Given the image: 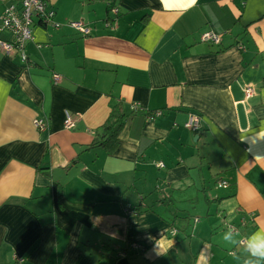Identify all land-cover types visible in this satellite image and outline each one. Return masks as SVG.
Wrapping results in <instances>:
<instances>
[{
    "label": "crops",
    "instance_id": "0c3cea01",
    "mask_svg": "<svg viewBox=\"0 0 264 264\" xmlns=\"http://www.w3.org/2000/svg\"><path fill=\"white\" fill-rule=\"evenodd\" d=\"M47 1L61 27L34 21L27 63L0 50V264H264L247 251L264 235V0ZM116 104L109 154L93 144ZM176 199L204 203L186 235L159 205Z\"/></svg>",
    "mask_w": 264,
    "mask_h": 264
},
{
    "label": "built area",
    "instance_id": "2783aa9c",
    "mask_svg": "<svg viewBox=\"0 0 264 264\" xmlns=\"http://www.w3.org/2000/svg\"><path fill=\"white\" fill-rule=\"evenodd\" d=\"M43 10L44 6L41 0H9V5L5 6L0 17V30H7L9 39L0 40V50H4L8 56L19 55L21 62L23 64L27 63L25 45L26 43L32 41L33 37L31 26L35 19L39 20L38 17H41ZM52 14L53 13L51 12V16ZM73 26H75L85 34L88 33V30L84 29L81 24L76 23L73 24ZM202 41L218 43L220 41V38L213 33H205L202 36ZM52 80L54 85H58L60 82V76L57 74H53ZM244 93L248 98L252 96L254 90L251 86H247L244 88ZM158 115H160L159 112L155 114V116ZM33 125L40 131H43L47 128L44 121L38 118L33 121ZM184 126L189 130L196 131L199 126L197 116L191 115ZM63 127L67 130H71L74 127L73 117L70 112H66L64 114ZM226 186L227 183L225 181L218 182V187L226 188ZM230 229L234 230L233 228Z\"/></svg>",
    "mask_w": 264,
    "mask_h": 264
},
{
    "label": "trees",
    "instance_id": "16d2710c",
    "mask_svg": "<svg viewBox=\"0 0 264 264\" xmlns=\"http://www.w3.org/2000/svg\"><path fill=\"white\" fill-rule=\"evenodd\" d=\"M41 2L43 4V6H44V10L42 12L41 17H38V19L40 21L37 20V19H35V20H37L40 25H43V26L51 25L54 29H59L61 27V24L55 22V11L53 10V8L50 7V4H49V2L47 0H41ZM7 5H9V0L5 1L4 6H7ZM109 11L111 13H113V8H109ZM51 12L53 13L52 16H51ZM2 13H3V11H2ZM34 21H33V23H34ZM76 23L81 24V26L84 27V25L81 22H70V23L67 24V26L71 27L72 29H74V30H76V31H78V32H80L81 34L84 35L85 34L84 32H82L81 30H79L78 28L73 26V24H76ZM4 32H7V30L4 31ZM205 33H213V32L208 31V32H205ZM205 33H203L201 35V38H200L201 42H204V41H202V36ZM213 34L219 36V38H220L221 37L220 35H222L223 33H219V34L213 33ZM6 39H9V34H8V37ZM204 43L210 44L212 42H204ZM220 43H221V39H220V41L218 43H212V44H214V46L215 45L219 46ZM224 50H226V48H221L219 50V52H222ZM27 61H28V56H27ZM263 85H264V80H263ZM126 111H127L126 108L122 104H116V105H114L112 107L111 112L109 114V117L107 118L106 122L102 126V130H103L102 140L94 143L93 147L103 148L109 154H112L114 152V150L118 146L119 134H120L121 130L124 128V126H125V118H126V114H127ZM158 112L159 111L154 112V116ZM146 115L147 114H145L144 117H146ZM217 182H219V179L217 180ZM217 186H218V183H217ZM228 187H229V184L227 183L226 188H228ZM218 188H220V187H218ZM226 188H222V189H226ZM134 249H136V247H134ZM98 254H99V251H98ZM17 260L18 261H22V258L17 256Z\"/></svg>",
    "mask_w": 264,
    "mask_h": 264
},
{
    "label": "rangeland",
    "instance_id": "374dc122",
    "mask_svg": "<svg viewBox=\"0 0 264 264\" xmlns=\"http://www.w3.org/2000/svg\"><path fill=\"white\" fill-rule=\"evenodd\" d=\"M5 1H7V0H5ZM230 29H232L231 31L233 33H236L237 31H239L238 29H240V26L233 27L231 25ZM207 31H209V30H202V31L196 33L194 35V38L200 40L201 35ZM1 32H4V31H1ZM220 36H221V39L225 43H227L230 40H233L232 35H229V34L223 35V36L220 35ZM191 39L193 40V38H191ZM0 40H6V39H0ZM1 51H4V50L1 49ZM4 54L7 55L6 52ZM216 178H220V176H217ZM217 183L218 182H216L215 180H213V179L211 180V186L213 188V191L214 190L217 191V189H219L217 186ZM165 189H167V187H165ZM223 190L224 189H219V191L222 193H223ZM195 193L196 192L191 187L183 195H180L177 199H181L182 196H184V198H186L187 195H193L195 197ZM199 194H201V192H199ZM175 196L177 197V194H175ZM177 199H176V201H173L172 204L166 202L164 205L163 204H159V205L164 207V208L167 207V210H165V211L163 208H161V211L164 214V220L167 223H170L172 225V228L175 227L176 229H179L180 234L184 233L186 235V234H189L191 232L192 227H195V223L198 221V219L201 221V219L199 218L200 217L199 213L204 212V206L202 205L204 203L189 204V202L179 201ZM175 207L179 208V209H183V210H185V212H181L180 214L178 213V215L175 217L176 214L173 215ZM196 218H198V219H196ZM139 260H141V258H139ZM187 264H189V261H187Z\"/></svg>",
    "mask_w": 264,
    "mask_h": 264
},
{
    "label": "clouds",
    "instance_id": "9594fccd",
    "mask_svg": "<svg viewBox=\"0 0 264 264\" xmlns=\"http://www.w3.org/2000/svg\"><path fill=\"white\" fill-rule=\"evenodd\" d=\"M192 3L194 4L195 0H192ZM224 239L230 240L231 233H226ZM247 251L256 260H264V235L253 234L247 242ZM248 264H252V261H249Z\"/></svg>",
    "mask_w": 264,
    "mask_h": 264
},
{
    "label": "snow or ice",
    "instance_id": "6c2138e0",
    "mask_svg": "<svg viewBox=\"0 0 264 264\" xmlns=\"http://www.w3.org/2000/svg\"><path fill=\"white\" fill-rule=\"evenodd\" d=\"M188 3H192V0H188Z\"/></svg>",
    "mask_w": 264,
    "mask_h": 264
},
{
    "label": "water",
    "instance_id": "95a60500",
    "mask_svg": "<svg viewBox=\"0 0 264 264\" xmlns=\"http://www.w3.org/2000/svg\"><path fill=\"white\" fill-rule=\"evenodd\" d=\"M195 140H196V137H195ZM195 140H194V141H195Z\"/></svg>",
    "mask_w": 264,
    "mask_h": 264
},
{
    "label": "bare ground",
    "instance_id": "6f19581e",
    "mask_svg": "<svg viewBox=\"0 0 264 264\" xmlns=\"http://www.w3.org/2000/svg\"><path fill=\"white\" fill-rule=\"evenodd\" d=\"M36 128V127H35ZM38 129V128H37ZM39 130V129H38Z\"/></svg>",
    "mask_w": 264,
    "mask_h": 264
}]
</instances>
